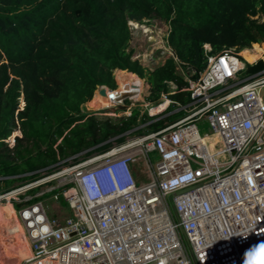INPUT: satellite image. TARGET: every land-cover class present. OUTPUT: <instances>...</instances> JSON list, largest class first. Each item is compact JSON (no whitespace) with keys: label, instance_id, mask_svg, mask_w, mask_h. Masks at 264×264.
Returning <instances> with one entry per match:
<instances>
[{"label":"built area","instance_id":"1","mask_svg":"<svg viewBox=\"0 0 264 264\" xmlns=\"http://www.w3.org/2000/svg\"><path fill=\"white\" fill-rule=\"evenodd\" d=\"M168 32L169 25L158 31L162 45L148 58L163 47L173 54L187 102L169 91L145 100L147 81L121 87L115 71L117 86L98 85L106 94L94 110L131 115L139 106L149 118L10 186L6 178L31 173L0 175V202L21 205L15 210L30 247L23 264H264V66H249L264 62V41L221 52L205 43L206 65L196 75L171 50ZM245 48L259 55L249 59ZM133 58L142 60L135 51ZM175 112L177 120L149 128ZM204 122L209 131L200 130ZM46 182L70 214L50 215L42 199H31Z\"/></svg>","mask_w":264,"mask_h":264},{"label":"trees","instance_id":"2","mask_svg":"<svg viewBox=\"0 0 264 264\" xmlns=\"http://www.w3.org/2000/svg\"><path fill=\"white\" fill-rule=\"evenodd\" d=\"M151 17L168 22V44L196 75L206 65L205 43L221 52L264 41V0H0V175L31 173L6 178V186L149 118L139 106L118 116L83 110L85 102L93 108L98 85L117 86L116 70L145 77L150 100L163 91L181 102L190 99L173 56L148 68L128 48L129 21ZM254 47L262 49L258 43ZM242 52L252 59L250 49ZM249 66L253 71L264 62ZM179 117L171 113L149 128ZM4 219L7 226L17 223L12 204L0 208V223ZM14 260L19 261L16 255Z\"/></svg>","mask_w":264,"mask_h":264},{"label":"rangeland","instance_id":"3","mask_svg":"<svg viewBox=\"0 0 264 264\" xmlns=\"http://www.w3.org/2000/svg\"><path fill=\"white\" fill-rule=\"evenodd\" d=\"M129 24H130V27L132 29V38L130 40L128 48L129 49L133 48V50L135 52H139L142 60H144L143 57H146L145 63L147 65H150L154 68L157 64L164 62L166 60V58L173 55L170 53V51H168L165 47H163V48L156 50V52L153 55V58H150V59L148 58L149 55H151V51H152L153 46H154L153 44L157 43V45H162V42H157V38H161V36H162V35L159 36L158 31L159 30L164 31V28L167 25H169L165 19H162L159 17H151V18H145L142 22L141 21H139V22L138 21H135V22L129 21ZM120 72H121L120 70H116V73L114 71V73L116 74V78H117L118 82H119ZM140 77H141L140 81L142 82V84H143L142 78L144 79L145 82L147 81L145 77H142V76H140ZM147 84H148L147 90L143 93V96L146 98L145 100H149L148 95L150 93V84L149 83H147ZM85 103L82 104V108L84 110H86V109H88V110L97 109L94 107L93 108H91V107L87 108ZM123 110L124 109H122L120 107H115V106H108L106 108L98 109V111H100L101 114H110L112 116H118V115L124 113V112H122ZM199 127H200V130L202 132L210 130V127H209L207 122L199 123ZM13 136H14V134H13ZM11 140H12V142L14 141L13 137L11 138ZM153 157H154V159H157L156 155H153ZM50 184L51 183H48V182L43 183L40 186H38L37 188H35L33 191L29 192L31 194V196L33 197L31 199H34V196L37 195L38 198H36V199H42V201L44 202V204L48 210V213L50 215L61 217V218L65 217L66 215L71 213V210L68 207V205L66 204V202L60 196L55 197L54 194H51V193H49V191L46 190V188ZM0 203L3 204L6 202H0ZM14 206H15L14 208H19V206H21V205L19 204V206H17V204H16ZM7 209H9V208H7ZM10 214L13 217L12 212ZM3 228H4V226L0 227L1 235L2 236L8 235L5 233ZM3 242L4 241L0 237V264H19V261H15L14 259L12 261L11 258L10 259L8 258V255H7V257H6V255L5 256L3 255L2 250H1V246H2ZM20 261H21L20 264H23L24 257L21 258Z\"/></svg>","mask_w":264,"mask_h":264},{"label":"bare ground","instance_id":"4","mask_svg":"<svg viewBox=\"0 0 264 264\" xmlns=\"http://www.w3.org/2000/svg\"><path fill=\"white\" fill-rule=\"evenodd\" d=\"M255 50L261 51L258 48H255ZM252 53H253L252 59H254L255 57L259 55V53L257 52H252ZM119 83L121 87H129L131 85H132L131 87H133V85H137V84L142 85L140 78L136 74H133V73L125 74L122 72H120V75H119ZM101 94H102L101 91L94 92L93 101H92L94 108L102 104L100 102ZM156 110H157V107H154L153 111H156ZM9 205H11V203H3V204L0 203V208L6 210L7 208H9ZM16 220H17L16 224L11 223V225L9 226H7L8 225L7 219H4L1 221L0 227L7 226L9 228V233L6 236H2L1 230H0V237L2 238V240H6L5 249H6L7 254L10 256L11 260L13 261L16 255V257L19 260V264H20L21 258L23 257L26 258L28 256L30 247H29V242L26 236L24 235V229L18 219L17 214H16Z\"/></svg>","mask_w":264,"mask_h":264},{"label":"water","instance_id":"5","mask_svg":"<svg viewBox=\"0 0 264 264\" xmlns=\"http://www.w3.org/2000/svg\"><path fill=\"white\" fill-rule=\"evenodd\" d=\"M100 91H101V93H102L103 97H105V94H106V93H105V89H104V88H101V90H100ZM124 96L126 97V96H127V94H125Z\"/></svg>","mask_w":264,"mask_h":264},{"label":"crops","instance_id":"6","mask_svg":"<svg viewBox=\"0 0 264 264\" xmlns=\"http://www.w3.org/2000/svg\"><path fill=\"white\" fill-rule=\"evenodd\" d=\"M122 72V71H121ZM123 73V72H122Z\"/></svg>","mask_w":264,"mask_h":264},{"label":"clouds","instance_id":"7","mask_svg":"<svg viewBox=\"0 0 264 264\" xmlns=\"http://www.w3.org/2000/svg\"><path fill=\"white\" fill-rule=\"evenodd\" d=\"M140 76V75H139Z\"/></svg>","mask_w":264,"mask_h":264}]
</instances>
